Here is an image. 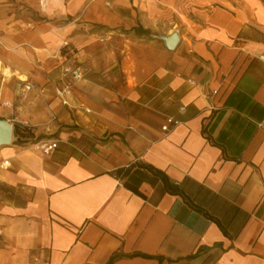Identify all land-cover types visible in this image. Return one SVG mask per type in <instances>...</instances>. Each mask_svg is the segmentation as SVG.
Segmentation results:
<instances>
[{"label": "crops", "instance_id": "crops-1", "mask_svg": "<svg viewBox=\"0 0 264 264\" xmlns=\"http://www.w3.org/2000/svg\"><path fill=\"white\" fill-rule=\"evenodd\" d=\"M15 1L0 118L58 144L0 146V264H264V0Z\"/></svg>", "mask_w": 264, "mask_h": 264}, {"label": "built area", "instance_id": "built-area-1", "mask_svg": "<svg viewBox=\"0 0 264 264\" xmlns=\"http://www.w3.org/2000/svg\"><path fill=\"white\" fill-rule=\"evenodd\" d=\"M63 46H66V42H62ZM259 60L264 61V54L260 55ZM63 76L70 77L72 80H78L81 78V73L79 72L78 69L72 67L71 65H67L63 68ZM192 83V81H189ZM70 85L71 83L68 81L65 86L62 88V90L58 91L59 95H66L69 93L70 90ZM32 86L29 82L25 84L26 89H30ZM181 121L179 119H176L174 117H167L166 118V123L162 126V130L164 132H167L171 127H175L179 125ZM23 127L27 126V123H22ZM57 140H40L34 143V146L40 150L43 154H49L51 153L54 149L57 148ZM8 162L5 161L3 162V165H7ZM36 264V263H35ZM42 264H48V263H42Z\"/></svg>", "mask_w": 264, "mask_h": 264}, {"label": "rangeland", "instance_id": "rangeland-1", "mask_svg": "<svg viewBox=\"0 0 264 264\" xmlns=\"http://www.w3.org/2000/svg\"><path fill=\"white\" fill-rule=\"evenodd\" d=\"M40 2V1H39ZM0 3L9 4L12 9V13L17 16H27L33 19L38 17L37 10L35 9L33 2H29L28 4L25 3H17L15 0H0ZM19 134L13 135L12 137L15 138V142L23 143V142H35L39 139L34 138V134L31 131L30 127L27 125L25 127L19 126L17 127ZM41 138V137H40Z\"/></svg>", "mask_w": 264, "mask_h": 264}, {"label": "water", "instance_id": "water-1", "mask_svg": "<svg viewBox=\"0 0 264 264\" xmlns=\"http://www.w3.org/2000/svg\"><path fill=\"white\" fill-rule=\"evenodd\" d=\"M168 49H173L177 44L179 37L175 31L166 37H162ZM13 127L5 119L0 118V146L8 145L12 139Z\"/></svg>", "mask_w": 264, "mask_h": 264}, {"label": "trees", "instance_id": "trees-1", "mask_svg": "<svg viewBox=\"0 0 264 264\" xmlns=\"http://www.w3.org/2000/svg\"><path fill=\"white\" fill-rule=\"evenodd\" d=\"M19 134V132H18V129L17 128H15V130H14V135H18ZM158 174H161L160 172H158V171H156ZM162 177V179H163V181H164V184H165V186H166V188H167V190L169 191V192H171V193H173V194H180V195H182L181 194V192L179 191V190H177L176 188H174L169 182H168V180L166 179V177L164 176V175H162L161 176Z\"/></svg>", "mask_w": 264, "mask_h": 264}]
</instances>
